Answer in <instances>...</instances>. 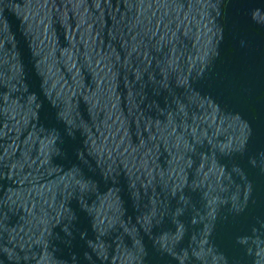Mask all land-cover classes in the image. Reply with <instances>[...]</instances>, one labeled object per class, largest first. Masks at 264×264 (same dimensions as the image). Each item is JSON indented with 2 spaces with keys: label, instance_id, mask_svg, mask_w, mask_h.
Segmentation results:
<instances>
[{
  "label": "water",
  "instance_id": "obj_1",
  "mask_svg": "<svg viewBox=\"0 0 264 264\" xmlns=\"http://www.w3.org/2000/svg\"><path fill=\"white\" fill-rule=\"evenodd\" d=\"M0 264H264V0H0Z\"/></svg>",
  "mask_w": 264,
  "mask_h": 264
}]
</instances>
